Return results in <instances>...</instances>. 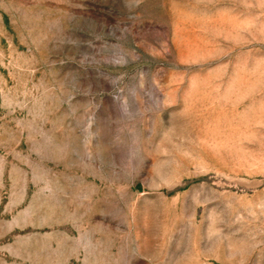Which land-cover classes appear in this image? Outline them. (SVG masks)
<instances>
[{
	"label": "rangeland",
	"instance_id": "1",
	"mask_svg": "<svg viewBox=\"0 0 264 264\" xmlns=\"http://www.w3.org/2000/svg\"><path fill=\"white\" fill-rule=\"evenodd\" d=\"M0 264H264V0H0Z\"/></svg>",
	"mask_w": 264,
	"mask_h": 264
}]
</instances>
